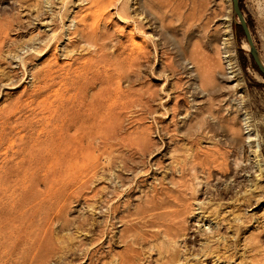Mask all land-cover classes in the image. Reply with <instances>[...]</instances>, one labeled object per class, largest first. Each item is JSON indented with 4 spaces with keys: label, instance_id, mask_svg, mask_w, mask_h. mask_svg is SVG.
Wrapping results in <instances>:
<instances>
[{
    "label": "rangeland",
    "instance_id": "1",
    "mask_svg": "<svg viewBox=\"0 0 264 264\" xmlns=\"http://www.w3.org/2000/svg\"><path fill=\"white\" fill-rule=\"evenodd\" d=\"M87 1L0 0V170L21 134L43 163L0 264H264V78L232 0ZM239 6L264 64V0Z\"/></svg>",
    "mask_w": 264,
    "mask_h": 264
},
{
    "label": "bare ground",
    "instance_id": "2",
    "mask_svg": "<svg viewBox=\"0 0 264 264\" xmlns=\"http://www.w3.org/2000/svg\"><path fill=\"white\" fill-rule=\"evenodd\" d=\"M116 1L117 0H88L87 3L89 5H88L87 8L88 9L95 8V11L96 12H100V11H102V9H108V8H111V7L115 6V5H117L116 4ZM103 11L105 12V13L104 12L103 13L108 16L106 10H103ZM90 13H91V10H90ZM90 13L88 12L87 14H85V16L83 15L84 17L81 18L80 21L82 20L83 22H85L86 18L90 15ZM103 13H102V15H103ZM93 14H94V12H93ZM98 14L99 13H96L95 14L96 16L95 15L94 16L95 17H99ZM92 18H93V16H92ZM102 19L105 20L106 18H103V16H102ZM86 22H85V24H86ZM90 22H94V21L91 20ZM97 25H99V24H97ZM97 25H96V28H97ZM85 30H86V27H85L84 30L81 31L82 32V35H81L82 38H84V35L83 34H87V33L89 34L88 36H91L90 31L87 32V30H86V32H85ZM97 30H99V29H97ZM77 32H75L74 34H76ZM97 33H99V31ZM92 35H93V33H92ZM102 35H103V33H102ZM95 36H96V38H99V37H97L98 36L97 34H95ZM248 47H249V49L251 48L250 43H248ZM145 55H146V47L143 46V45H141V44H135L134 43L133 44V48L131 49V52L128 54L127 59L128 58H133L135 60H138L142 56H145ZM119 56H117V58H119ZM115 65H117V64H115ZM115 65L112 66L111 72H112V70H113V72H115L116 70H119L118 69V66H115ZM109 69L110 68H108V70H106V72H105V79H107V80L108 79L110 80L113 77L112 76L113 73H111V72L109 73V71H110ZM48 71H50V70L48 69ZM119 72H118V74H119ZM37 74H38V76L41 75L40 72L37 73ZM39 79L41 81V78H39ZM98 81L99 80H97V82ZM77 83L78 82L75 81V82L69 83L67 85H71V86H78L79 85V87H80L81 85L79 83L77 85ZM99 83L100 82H98L97 84H99ZM101 87H103V85ZM90 88H92V87H90ZM98 90H97V92H98ZM103 92H105V91H103ZM113 95H115V94H113ZM108 96H110V95L108 94ZM63 98L61 99V103H63L62 105L64 107L67 106L68 108L71 107L72 105H76L77 104V101L79 100V97H77V96L73 97L72 100H63ZM111 98H113L112 99V102L114 103V102H116L118 96L116 98H115V96H112ZM111 98H110V100H111ZM65 104H67V105L65 106ZM110 104H111V101H110ZM80 107H83V108L86 107L87 108V106L84 105L83 103H81V106ZM74 111H76V110H74ZM97 115H99V114H96L95 115V119L98 118ZM61 117H63L64 120L66 121V123H61V125H60L61 130H68L69 127L74 129L76 126L81 127V129L84 128V127L88 128V127H90V125L92 123H93L92 126H95L96 125L94 122L91 123L90 120L84 121L86 119H84L82 121V123L77 124L74 120H72V117L69 116L68 114H62ZM89 118H90V116H89ZM64 125H67V126L65 127ZM99 125H101V122H99ZM89 131L91 133L92 132V129H89ZM97 135H98V133H97ZM64 136L66 137L67 136V133H64ZM92 136H93V133H92ZM71 138H73V135H70L68 133L67 139H71ZM33 139L34 138H32V137L26 136V134L19 135V137H18V140H19L18 144H16V145L12 144L11 145V152L13 154L12 155V160L15 159V162L14 161H10V164L8 166H6L5 168H3V169L0 170V219L1 218H3V219H10V218L15 217V216H17L18 218H23V217H25V214L26 213H24L25 211H23L22 209L27 204L34 203L35 206L36 205H40V202H41L40 195H38L36 192H30L28 194L31 196V199H29V196L27 195V192L30 190L29 189L30 183L31 182L32 183H37L38 178L40 176V172H41L42 166H43L42 161L41 160L38 161V155H41V153L39 151V148L38 147H35V142H31V141H34ZM14 221H16V220H14ZM5 236L7 237L6 234H5ZM8 241H10V239Z\"/></svg>",
    "mask_w": 264,
    "mask_h": 264
},
{
    "label": "water",
    "instance_id": "3",
    "mask_svg": "<svg viewBox=\"0 0 264 264\" xmlns=\"http://www.w3.org/2000/svg\"><path fill=\"white\" fill-rule=\"evenodd\" d=\"M233 2V8H234V12L235 14L238 16L239 18V24L244 32V35L246 36L247 40H248V43H250L251 45V48H250V55L253 59V62L256 66V68L258 69L259 73L261 74V76L264 78V64L257 52V50L255 49L253 43H252V40H251V37H250V34H249V31H248V28L246 26V23L241 15V12H240V6H239V0H232Z\"/></svg>",
    "mask_w": 264,
    "mask_h": 264
},
{
    "label": "trees",
    "instance_id": "4",
    "mask_svg": "<svg viewBox=\"0 0 264 264\" xmlns=\"http://www.w3.org/2000/svg\"><path fill=\"white\" fill-rule=\"evenodd\" d=\"M240 26V25H239ZM240 28H241V26H240ZM242 29V28H241Z\"/></svg>",
    "mask_w": 264,
    "mask_h": 264
}]
</instances>
